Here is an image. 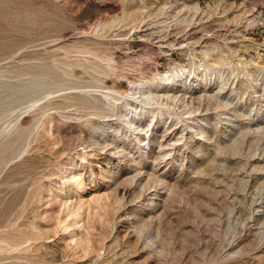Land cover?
I'll list each match as a JSON object with an SVG mask.
<instances>
[{
    "label": "rangeland",
    "instance_id": "374dc122",
    "mask_svg": "<svg viewBox=\"0 0 264 264\" xmlns=\"http://www.w3.org/2000/svg\"><path fill=\"white\" fill-rule=\"evenodd\" d=\"M0 264H264V0H0Z\"/></svg>",
    "mask_w": 264,
    "mask_h": 264
},
{
    "label": "bare ground",
    "instance_id": "6f19581e",
    "mask_svg": "<svg viewBox=\"0 0 264 264\" xmlns=\"http://www.w3.org/2000/svg\"><path fill=\"white\" fill-rule=\"evenodd\" d=\"M122 34V33H121ZM146 39V38H145ZM78 40V39H77ZM81 40V39H80ZM171 45V44H170ZM74 46H76V45H74ZM78 46V45H77ZM76 46V47H77ZM90 46V45H89ZM82 48V47H81ZM83 49V48H82ZM84 49H85V47H84ZM90 49V48H89ZM89 49L87 48V52H89V53H91L90 51H89ZM208 49V48H207ZM204 50V49H203ZM79 53V52H78ZM80 54V53H79ZM82 54V53H81ZM207 55H208V52L206 53ZM83 55V54H82ZM84 55H85V53H84ZM87 55H88V53H87ZM79 56V55H78ZM89 56H91V54L89 55ZM96 56V55H95ZM94 56V57H95ZM88 57V56H87ZM180 57V56H179ZM179 57L177 56L176 58H178L179 59ZM221 58V57H220ZM107 59V58H106ZM111 59V58H110ZM108 60H109V58H108ZM172 60V59H171ZM176 60V59H175ZM211 61V60H210ZM222 61V60H221ZM109 62H110V60H109ZM92 65V64H91ZM95 65V64H94ZM98 65V64H97ZM179 65V64H178ZM214 65H216V66H218L219 65V63H214ZM187 66H184L183 68L181 67V72H183V70L186 68ZM39 72V71H38ZM47 74H50V72L51 71H48V70H46L45 71ZM189 72V71H188ZM165 74V76H160V78H159V81L158 82H153V81H151V82H148V83H140V84H142V86H145L146 84H149L151 87L153 86V87H155V88H161V90H164V92L163 93H157V92H155L152 88H149V89H147V91L146 92H141L140 90H137V92H133L132 93V95H131V97H133L134 99H136V100H138L135 96H137V94H140L142 97L144 96V98L145 99H143V100H141V103H142V105L140 106V111L139 112H137L134 116L135 117H133V118H129L126 122L129 124V125H131V127H135L134 129L135 130H138L139 128H140V126H136L135 125V123H134V121H136L137 120V117L138 118H140V121L142 120V118H144L145 116H148V117H151L152 119H154L156 116H164L165 114H168L169 116H175V117H178V119H180V120H183L184 118H183V112L181 113H178V112H176V111H169V110H167V111H164V110H162V108L161 107H159V111L157 112L155 109L154 110H147V112L145 113V110L144 109H141L142 108V106H143V104H147V105H151V104H154V105H159L160 106V104L162 103V104H164L162 101H161V98H163V97H166L167 99H172V98H174V94L172 93L173 92V89H172V87H173V85H174V83L177 81V77H180L179 76V74H175V73H169V72H165L164 73ZM191 75H192V73H190ZM182 75H184V72L182 73ZM194 75H196V74H194ZM93 79H95V81L96 80H98L97 78H93ZM207 83H208V77H207V75H205L204 76V78H203ZM176 84V83H175ZM83 85V84H82ZM207 85V84H206ZM79 86H81V85H79ZM108 87V86H107ZM167 87V88H166ZM183 87L185 88V90L187 89V87H189V88H191L189 85L187 86L186 85V81L185 80H183ZM79 88V87H78ZM82 88V87H81ZM89 88H92V87H89ZM76 89V88H75ZM94 90H95V88H94ZM99 90V89H98ZM105 90V89H104ZM109 90V89H108ZM107 90V91H108ZM159 90V89H158ZM103 91V89H101V92ZM110 91V90H109ZM111 92V91H110ZM103 93V92H102ZM109 92H107V93H103V95L105 96V97H110V99H109V101H108V104H111V101L112 100H115V101H118L119 100V98H116L115 96H113V94L112 95H110V94H108ZM52 94V93H51ZM54 94V93H53ZM55 94H56V92H55ZM116 94V93H115ZM119 94V93H118ZM65 96V95H64ZM66 96H70V95H66ZM128 96V95H127ZM140 96V97H141ZM204 96V95H203ZM202 96V97H203ZM207 96V95H206ZM210 96V95H209ZM208 96V98H210ZM139 97V98H140ZM177 97V96H176ZM183 97H185V96H183ZM212 97V96H211ZM67 98H69V97H67ZM182 98V97H181ZM186 98V97H185ZM207 98V97H206ZM207 98V99H208ZM213 98V97H212ZM71 99V98H70ZM77 99V98H76ZM112 99V100H111ZM202 99V98H201ZM206 99V100H207ZM184 100V99H183ZM210 101H212L211 99H209ZM213 100H214V98H213ZM97 101V100H96ZM96 101H92V100H86L85 102L83 101V102H81L80 104H82L86 109H95V110H101L102 109V107H100L99 105H98V103L96 102ZM99 101V100H98ZM168 101V100H167ZM215 101H217V100H215ZM214 101V102H215ZM113 102V101H112ZM183 102V101H182ZM35 103V102H34ZM36 103H37V101H36ZM116 103V102H115ZM187 103V102H186ZM189 103V102H188ZM191 103H192V101H191ZM191 103H189L190 105H192ZM218 103V104H217ZM75 104V103H74ZM138 104V103H137ZM182 104H184V103H182ZM209 104V103H208ZM216 104L217 105H219V106H221L222 105V103H219V102H216ZM117 105V104H116ZM131 104L130 103H128L127 102V104L125 105V106H130ZM166 104H164V106H165ZM189 105V107H191ZM207 105V104H206ZM210 105V104H209ZM208 105V106H209ZM217 105H216V107H217ZM225 104L223 103V106H224ZM115 106V105H114ZM162 107H163V105H161ZM185 106V105H184ZM211 106H212V104H211ZM219 106H218V108H219ZM31 107L32 106H30V107H28V108H30L31 109ZM186 107H187V105H186ZM213 107V106H212ZM215 107V106H214ZM226 107V106H225ZM183 108H185V107H183ZM188 109V108H187ZM183 111H184V109H183ZM193 111H196V110H194L193 109ZM205 111H207V109L205 110ZM94 112V111H93ZM102 112V111H101ZM117 112V111H116ZM198 112V111H197ZM186 113V112H185ZM187 113H191V111L189 112V110H188V112ZM194 113V112H193ZM94 114H96V115H98L99 117H101L102 115L101 114H97V113H94ZM117 117H118V113H117V115H116ZM125 117H127V116H125ZM119 118H120V115H119ZM110 119V118H109ZM121 119H123V115H122V117H121ZM107 121V120H106ZM126 123V124H127ZM98 127V126H97ZM200 128V127H199ZM24 129V128H23ZM142 131H143V128L141 129ZM145 130V129H144ZM201 133L202 134H204L205 133V130L202 128V130H201ZM21 134H23V132L21 133ZM28 134V133H27ZM138 136H136L135 137V139H134V143L135 144H137V147H138V150L141 152V151H144L143 153H141L142 155H141V158H140V161L138 162V163H142L143 162V160H145V158L150 154V152H152V146H151V142H152V140L154 139L153 137H149V138H147L148 139V142H146L145 143V139H142L141 138V134H137ZM203 136V135H202ZM211 136V135H210ZM29 137V136H28ZM208 137V136H207ZM212 137V136H211ZM29 139V138H28ZM208 139V138H207ZM24 140H27V138H25ZM23 140V141H24ZM22 141V142H23ZM26 141H24V143H25ZM14 145V144H13ZM145 145H147L146 146V148H144L145 147ZM159 146H160V148L161 147H163V144L162 143H160L159 142ZM103 147V146H102ZM17 148V147H16ZM24 148H26V146L24 147ZM18 149H19V147H18ZM18 149H15L16 151H19ZM124 150V149H123ZM26 151V150H25ZM121 151V150H120ZM14 152V151H13ZM124 152H125V150H124ZM22 154L24 153V150H23V152H21ZM115 153V152H114ZM128 153V152H127ZM21 154V155H22ZM168 152H161V154L160 155H162V157H161V159H164L165 157H167L168 156ZM125 156V155H124ZM146 156V157H145ZM157 156H159V155H157ZM158 158V157H157ZM156 158V159H157ZM160 158V157H159ZM4 160H6V159H4ZM1 164H2V162H1ZM135 164V163H134ZM133 164V165H134ZM140 173V172H139ZM141 174V173H140ZM136 176H138L137 174H136ZM80 177V174L77 172V173H73L72 174V176L69 178L68 176H66V178L64 179L65 181L63 182L64 184L68 181V180H75V184H74V186H73V190H74V192H76V194L78 193H81L82 192V190L84 189V187H85V182L83 181V180H79L78 178ZM109 177L111 178L112 177V173L110 172V175H109ZM149 179H150V181H151V177H149ZM155 179V178H154ZM153 178H152V180H154ZM156 180V179H155ZM154 180V181H155ZM160 181H163V180H161L160 179ZM159 181V182H160ZM149 182V181H148ZM157 183H158V181H157ZM156 183V184H157ZM145 184H148V183H145ZM149 185V184H148ZM146 185H144L143 187H145ZM169 186V185H168ZM141 187H142V185H141ZM170 188L169 189H173L174 187H173V185H171V186H169ZM157 188V187H156ZM166 188H167V186H166ZM143 190H144V188H143ZM141 191H142V189H141ZM169 191H171V190H169ZM140 193V192H139ZM138 193V194H139ZM141 195V194H140ZM140 195H139V197H140ZM136 197V196H135ZM137 198V197H136ZM133 199H134V197H133ZM153 198H151V200H152ZM119 200V199H118ZM116 202H118V201H115V203ZM120 202V201H119ZM144 203H146V202H144ZM150 203H155L153 200L150 202ZM85 203H84V201L82 200V199H79L78 200V202H77V204L75 205V207L72 209V212H71V216H74V219H75V223H77L78 221H79V218L81 217L82 218V214L80 213V209L83 207V205H84ZM148 204V203H147ZM146 204V205H147ZM79 205V206H78ZM76 206H78L77 208H76ZM102 209H103V211H104V214H101V213H99V214H97L98 215V217H100V219L102 220V221H104V219L106 218V216H107V214H106V207L105 206H102L101 207Z\"/></svg>",
    "mask_w": 264,
    "mask_h": 264
}]
</instances>
